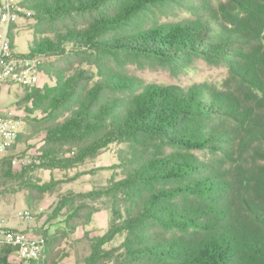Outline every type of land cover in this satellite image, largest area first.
<instances>
[{"label":"trees","instance_id":"1","mask_svg":"<svg viewBox=\"0 0 264 264\" xmlns=\"http://www.w3.org/2000/svg\"><path fill=\"white\" fill-rule=\"evenodd\" d=\"M17 5L34 22L22 56L53 58L41 61L43 87L17 101L24 118L40 115L30 136L43 135L36 164L20 173L26 203L81 175L43 182L34 172L79 169L110 145L126 151L116 165L122 179L61 196L53 216L63 225L40 235L39 259L9 261L3 245L0 264H59L62 245L96 213L89 202L102 199L109 225L102 236L84 233L82 264H264V0ZM169 8L195 17L160 22ZM195 58L226 68L220 87L146 84L124 70L129 61L183 66ZM117 237L120 245L105 249Z\"/></svg>","mask_w":264,"mask_h":264},{"label":"rangeland","instance_id":"2","mask_svg":"<svg viewBox=\"0 0 264 264\" xmlns=\"http://www.w3.org/2000/svg\"><path fill=\"white\" fill-rule=\"evenodd\" d=\"M21 0H17L19 3ZM212 5H217L218 2L224 0H208ZM160 22L176 23L183 20L194 19V14L186 8H169L157 14ZM32 19L25 18L19 14L18 21L12 25L13 30L17 29L19 32L15 35V52L23 55L27 52V44L32 42L33 34L31 26ZM27 36L30 37L29 41ZM53 60L43 58L41 61L45 65ZM42 64V65H43ZM84 69L95 73L93 68L84 66ZM128 74L138 77L146 84L156 85H176L186 88L194 84H206L208 86L220 87L227 77L226 68L209 63L203 59L195 58L191 62L183 66H174L156 61H129L124 69ZM46 82V78L41 76V88ZM6 93L0 96V110L13 108L18 105L17 101H22L25 91L20 86L9 84ZM30 106V105H29ZM18 109L24 110V105H18ZM40 118L38 113H34L30 118H21L22 124L19 129L18 140L21 143L18 145L14 142L10 148L0 156V183L3 187V192L0 194V218L5 221L10 220L13 226L21 229L27 222L20 221L16 214L22 212L26 205H14V201H20L22 195L26 191L22 188L23 177L20 173L25 168L36 164L37 158L36 149L39 148L43 135L30 136L31 125L33 121ZM36 125V124H35ZM126 151L125 145H110L104 152L100 154L95 160L89 161L84 166L76 170L68 172L54 171L52 176L54 180L66 181L72 178L76 173H81L80 177L74 182L61 183L56 188L54 193L46 196V199L36 205L35 208L29 209L33 219L29 222L30 229L24 230L33 239H39L42 233L54 232L60 229L64 222V216H53V211L58 205L61 196L67 192L86 193L91 189V185L95 187H106L111 179L118 181L123 178V170L116 167L118 157L121 152ZM13 160L16 161L13 164ZM33 177L38 178L43 182L49 181L50 174L48 172L39 170L32 174ZM91 184V185H90ZM3 199L6 201L2 206ZM90 209L95 210L92 214L89 225L82 231L78 228L76 234L62 245L63 253L67 256L62 259L59 264H82L83 260L90 252V243L83 236L86 232L88 238L102 236L109 225L110 221V204L107 200H97L96 202H89ZM122 242V237L115 238L110 244L105 246V249L116 248ZM11 255V252L10 254Z\"/></svg>","mask_w":264,"mask_h":264},{"label":"built area","instance_id":"3","mask_svg":"<svg viewBox=\"0 0 264 264\" xmlns=\"http://www.w3.org/2000/svg\"><path fill=\"white\" fill-rule=\"evenodd\" d=\"M17 4V0H0V89L13 84L33 91L41 88V59L16 54L9 40L10 29L19 19ZM21 123L16 108L0 110V156L16 141ZM2 191L0 185V194ZM19 217L29 219L30 213L24 211ZM3 245L12 248L11 255L18 261L37 260L43 251L41 238L33 239L23 231L8 228L0 219V246Z\"/></svg>","mask_w":264,"mask_h":264},{"label":"crops","instance_id":"4","mask_svg":"<svg viewBox=\"0 0 264 264\" xmlns=\"http://www.w3.org/2000/svg\"><path fill=\"white\" fill-rule=\"evenodd\" d=\"M19 31L17 30V29H15V30H13V26L11 27V29H10V34H12V36H13V38H12V42H13V46H14V52H15V41H14V37H15V35L18 33ZM27 39H28V41H29V39H30V37H28L27 36ZM28 45L29 44H27V47H28ZM16 53V52H15ZM27 53V52H26ZM17 54V53H16ZM6 88H8L7 86H4L2 89H0V96L1 95H3L4 93L3 92H5L6 93V91H7V89ZM19 98V97H18ZM18 98L16 99V102H17V100H18ZM9 109H15V105L13 106V108H9ZM9 109H5V110H9ZM16 113L21 117V118H23V114H24V110H21V109H19V110H17L16 109ZM22 124V123H21ZM20 129V128H19ZM21 143V140H17V144L19 145ZM39 171V170H38ZM42 171H44V170H42ZM45 172H48V171H45ZM49 174H50V176H51V174L52 173H50V172H48ZM49 179H50V177H49ZM77 180V179H76ZM75 180V181H76ZM74 182V181H73ZM91 185V184H90ZM91 188H92V185H91ZM91 190V189H90ZM89 190V191H90ZM88 192V191H87ZM50 195H52V194H46L45 195V197L41 200V201H39L38 203H36V204H34L33 206H29L27 203H26V198H25V194L24 195H22V198H21V200L20 201H15V200H13L14 201V205H17V204H19V205H26V208L22 211V212H18L17 214H16V217L20 220V221H22V222H27L26 223V225L23 227V228H21V229H19V228H17L16 226H13L12 224H11V222H10V220H4L3 218H0V219H2L3 220V222H4V225L6 226V227H8V228H11V229H14V230H18V231H23L24 232V230H27V228L28 229H30V232H31V227H30V225H29V222L33 219V217H32V214H31V211L29 210V209H33V208H35L36 207V205H38L39 203H41L42 201H44L45 199H46V196H50ZM6 201L3 199V201H2V206H3V204L5 203ZM6 204V203H5ZM1 208V207H0ZM24 211H28L29 213H30V218L29 219H26V220H22L20 217H19V215L21 214V213H23ZM79 228H81V227H79ZM82 229V228H81ZM77 231V230H76ZM82 231H83V229H82ZM53 232H51V231H49L48 232V234L50 235V234H52ZM76 234V232L73 234V235H75ZM8 259H9V261H16V262H18V260H15L13 257H12V255H9L8 256Z\"/></svg>","mask_w":264,"mask_h":264}]
</instances>
